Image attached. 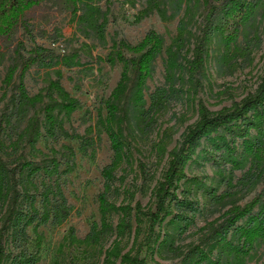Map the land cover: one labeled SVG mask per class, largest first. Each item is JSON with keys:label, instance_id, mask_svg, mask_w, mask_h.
<instances>
[{"label": "rangeland", "instance_id": "374dc122", "mask_svg": "<svg viewBox=\"0 0 264 264\" xmlns=\"http://www.w3.org/2000/svg\"><path fill=\"white\" fill-rule=\"evenodd\" d=\"M149 1L82 0L75 15L49 0L30 13L31 35L24 34L21 28L17 29L13 40L0 46V114L7 104L10 111L13 110L12 91L4 93L2 80L12 61L17 42L23 40L27 50L42 46L54 51V57L47 60V63L34 65L26 73L25 86L28 92L31 95L41 92L51 79L57 78V72L61 71V84L82 104L66 120L65 128L70 133L84 134L86 128L96 124L99 115H105L102 102L108 99L120 78L122 63L110 64L106 61L113 44L124 38L136 45L150 29L162 36L163 50L157 56L147 79L144 109L149 108L150 94L162 87L170 91V104L166 109L150 114V120H146L147 113L142 114L134 107V97L131 96L128 103V125L123 132L128 161L118 172L123 180L117 182L119 188L112 194V199L117 204L125 202L134 206L139 202L145 210L154 207L155 189L168 167L169 152L180 142L186 128L197 119L199 105L203 103L214 112L230 108L254 92L264 76V0H241L247 11L235 12L233 9V17L227 11L229 2L220 1L213 28L206 39L203 35V22L207 14L203 0H160L164 14L152 10L140 19ZM183 17L187 22V30L183 39L177 41L178 22ZM103 21L106 27L104 39L101 40L94 24ZM202 39H205V44L201 47L204 57L202 67L198 68L196 49ZM169 49L176 51L177 58L175 66L170 68ZM126 55L129 57L132 53L126 52ZM32 113L33 110L28 115ZM24 125L25 122H15L14 127L9 129L8 141ZM251 132L246 138L234 136L239 152L231 156L238 165L234 170V182L248 168L241 152L243 142L248 138H255V132ZM165 133L169 134L167 149L161 154L157 151V145ZM91 136L95 138L93 156L81 153L79 143L65 137L57 141L43 138L37 146L39 152L31 151L24 144L19 146L16 153L11 148L6 151L9 160L23 152L37 161L43 153H48L51 148L60 149L62 145H71L76 151V169L62 177L63 189L74 208V214L62 227H40L44 240L38 264H105V250L114 237L103 246L95 247H69L65 241L69 228L74 227L78 237L83 238L91 224L100 217L98 195L103 189L101 171L110 162L113 153L106 133H101L99 138L97 133ZM225 137L226 141L232 139V135L224 131L207 139L204 142L206 148L186 166L188 181L180 183L186 182L178 193L180 197L191 199L193 205L198 206V212L189 230L183 234L177 233L175 246L180 247V251L175 252L172 247L158 251L157 245L152 249L145 248L143 255L148 261L155 258L166 264H185L186 261L193 264L198 260L194 255H202L203 250L207 254L203 264H217L220 260L223 251L217 249L213 253L209 252L214 243L201 244L203 227L222 217L233 203L243 205L251 200L264 186L263 181H258L250 188H238L223 203H216L205 193L210 190L219 195L227 188L220 181L213 164L214 158H224L221 167H225V175H229L231 160L227 159L226 154L223 155L220 146H214L218 143L222 145ZM91 151L90 148L89 153ZM260 157L264 168V147L260 150ZM172 207L175 208L176 204L173 203ZM174 210L177 211L176 208ZM170 218L163 224L169 222ZM117 220L118 216L115 215L114 223ZM143 221L142 229L146 227V219L143 218ZM183 226L184 224H180L176 229L179 231ZM30 234L32 238L29 249L33 252L36 250V238L31 229ZM134 238V232L125 234L122 240L125 251L132 247L137 250L145 234L135 245ZM191 249L192 252L189 251ZM247 264H264V243L257 245L248 254Z\"/></svg>", "mask_w": 264, "mask_h": 264}, {"label": "trees", "instance_id": "16d2710c", "mask_svg": "<svg viewBox=\"0 0 264 264\" xmlns=\"http://www.w3.org/2000/svg\"><path fill=\"white\" fill-rule=\"evenodd\" d=\"M47 1L49 0H0V46L12 41L17 29L21 28L24 34L31 35L30 13ZM52 1L57 7L75 15L82 2V0ZM203 1L207 14L203 22L205 39L213 28L220 1L229 2L227 11L231 17L236 11H247L241 0ZM152 10L165 13L160 0H150L139 18L148 15ZM105 27L104 21L94 24L101 40L104 39ZM186 30L187 22L183 17L178 22L177 41L183 39ZM205 39L198 43L196 49L198 68L203 64L204 52L201 47L205 44ZM163 45L162 36L154 29H150L136 45L124 38L113 44L106 61L110 64L122 63L120 78L108 99L102 102L105 115H99L95 125L86 128L84 134H79L70 133L65 128L66 120L79 110L82 104L61 84V71L57 72L56 79H51L48 85L35 95H31L25 86L26 73L34 65L47 63V60L54 57V51L42 46L27 50L23 40L17 42L12 61L2 80L4 93L12 91L13 110L10 111L7 104L0 114V264H38L44 240L40 227H62L74 214V208L68 201L62 183V177L76 169L74 147L62 145L60 149L51 148L48 153H43L38 161L27 157L23 152L9 160L6 151L11 148L16 153L21 144L33 152H39L37 146L43 138L57 141L65 137L76 140L81 153L93 156L95 138L91 135L97 133L99 138L101 133H106L113 154L110 162L101 171L103 189L98 195L99 220L91 224L83 238L78 237L74 227L69 228L65 237L69 247L103 246L114 237L105 250V264H166L155 258L148 261L143 255L144 249H152L157 245L158 251L165 247H172L175 252L180 251L181 248L175 246L177 233L183 234L189 230L195 221L198 206L193 205L191 199L180 197L178 190L186 183L180 184L183 180L188 181L186 166L206 148L204 142L213 135L221 131L232 135L230 141H226L225 137L222 145L219 143L214 145L221 147L223 155L226 154L227 159L231 160L232 168L226 176V168L221 167L224 158L213 159L216 173L227 188L219 195L210 190L206 191L211 199L216 203H223L232 197L238 188H250L258 181H263L264 184V168L260 157V150L264 147L263 76L254 92L230 108L214 112L203 103L199 105L197 119L186 128L180 142L169 152L168 167L155 189L153 208L145 210L139 202L133 206L131 203L117 204L113 201L112 194L119 188L117 182L123 180L118 172L128 161L123 132L128 125V103L131 96L134 97V107L142 114L147 113L146 120H150V114L164 110L170 104V91L162 87L150 94L149 108L144 109L147 79L157 56L163 50ZM126 52L132 55L128 57ZM168 53V66L174 67L177 60L176 51L169 49ZM38 105L40 106L37 107ZM31 110L33 113L29 116ZM21 121L25 122L24 127L8 141L9 129L14 127L15 122ZM251 130L255 132V138L246 139L241 152L243 159L248 163V168L243 176L234 182V170L238 165L231 156L239 153L234 136L246 138L252 134ZM168 136L169 134L165 133L157 145V151L161 154L167 149ZM90 148L92 151L89 153ZM173 203L176 204L177 211L172 207ZM115 215L118 216L116 223ZM142 217L146 219L144 229ZM168 217L171 218L164 225ZM180 224L184 226L178 231L176 227ZM30 229L36 238V250L33 252L29 249L32 238ZM132 232L135 236L134 245L143 234L145 238L137 250L132 247L125 251L122 240L126 233ZM202 232H204L200 241L202 245L214 243L210 253L217 249L223 251L217 264H247L248 254L257 245L264 243V186L245 204L233 203L222 217L207 223ZM189 251L192 252L193 249ZM201 254L194 255L198 260L193 264H203L207 254L204 250ZM185 264L190 263L186 261Z\"/></svg>", "mask_w": 264, "mask_h": 264}]
</instances>
